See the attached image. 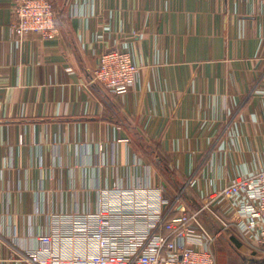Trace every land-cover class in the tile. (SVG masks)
Listing matches in <instances>:
<instances>
[{
    "label": "crops",
    "instance_id": "crops-1",
    "mask_svg": "<svg viewBox=\"0 0 264 264\" xmlns=\"http://www.w3.org/2000/svg\"><path fill=\"white\" fill-rule=\"evenodd\" d=\"M50 1L59 34L20 41L0 0V264L115 183L193 211L264 169V0ZM115 49L143 67L123 95L92 81Z\"/></svg>",
    "mask_w": 264,
    "mask_h": 264
},
{
    "label": "built area",
    "instance_id": "built-area-1",
    "mask_svg": "<svg viewBox=\"0 0 264 264\" xmlns=\"http://www.w3.org/2000/svg\"><path fill=\"white\" fill-rule=\"evenodd\" d=\"M12 37H55L57 12L50 0H16ZM133 50L102 54L93 82L123 95L142 81ZM190 181L186 188H192ZM166 196L162 186L117 183L100 189L96 210L50 214L29 264H218L213 249L228 235L264 251V169L237 176L210 193L193 212Z\"/></svg>",
    "mask_w": 264,
    "mask_h": 264
},
{
    "label": "rangeland",
    "instance_id": "rangeland-1",
    "mask_svg": "<svg viewBox=\"0 0 264 264\" xmlns=\"http://www.w3.org/2000/svg\"><path fill=\"white\" fill-rule=\"evenodd\" d=\"M95 83L110 90L102 83ZM213 249L215 251L218 264H248V262H250L249 264H264V251L257 252L249 244L244 241H240L234 236H221L214 244Z\"/></svg>",
    "mask_w": 264,
    "mask_h": 264
},
{
    "label": "trees",
    "instance_id": "trees-1",
    "mask_svg": "<svg viewBox=\"0 0 264 264\" xmlns=\"http://www.w3.org/2000/svg\"><path fill=\"white\" fill-rule=\"evenodd\" d=\"M166 196L169 197V198H171V197L167 194V191H166ZM193 211H194V210H193ZM193 211H188V212H193ZM219 249H220V247H219ZM219 252H220V250H219Z\"/></svg>",
    "mask_w": 264,
    "mask_h": 264
}]
</instances>
